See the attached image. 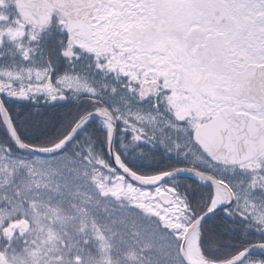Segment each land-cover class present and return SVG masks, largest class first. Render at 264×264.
I'll list each match as a JSON object with an SVG mask.
<instances>
[{"label":"snow or ice","instance_id":"obj_1","mask_svg":"<svg viewBox=\"0 0 264 264\" xmlns=\"http://www.w3.org/2000/svg\"><path fill=\"white\" fill-rule=\"evenodd\" d=\"M0 264H264V0H0Z\"/></svg>","mask_w":264,"mask_h":264}]
</instances>
